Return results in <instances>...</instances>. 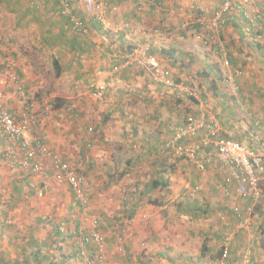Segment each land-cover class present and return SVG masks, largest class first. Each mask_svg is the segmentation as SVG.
<instances>
[{"label":"crops","instance_id":"crops-1","mask_svg":"<svg viewBox=\"0 0 264 264\" xmlns=\"http://www.w3.org/2000/svg\"><path fill=\"white\" fill-rule=\"evenodd\" d=\"M185 1L148 0L152 6L140 13L132 0H105L114 20L129 22L135 35H139L134 42L126 40V31L120 35L112 33L109 38L98 34L96 27L101 25L80 7L76 8L75 15L90 29L88 38L72 31L68 17L61 14L57 4H43V0L21 1L22 7L15 11L19 16L13 14L16 20L14 28L35 30L26 39L27 48L37 53L36 47H39L41 52L50 55L51 66L59 64L61 72L56 76V69H48L50 80L55 82V89L50 90L46 79L36 72L33 64L35 55L29 57L21 47L17 56H0V91L4 95V105L16 118L25 115L36 118L28 137L47 139L51 151L72 167H83L87 163L86 167L91 166L98 179L103 175L105 160L112 157L111 147L106 145L107 141L113 140L109 124L121 120L119 116L123 115H130L132 123L133 116L139 118L138 109L143 112L139 114L141 123L134 126V131L142 150L136 151L135 158L144 159L150 155L154 159H172L174 156L165 146L175 129L189 118L203 115L219 121L223 136L259 149L264 155V148L258 147L252 138V135L264 134V22L258 19L256 26L250 27V19L255 18L258 11L264 16L263 0H249L242 12L232 13L220 36H214L208 44L195 41L189 34L177 33L178 21L173 15L192 12L189 8L191 0ZM223 1L202 2L206 8L203 11L210 16ZM155 6L160 10H155ZM255 9L258 10L256 13ZM35 20L39 22L33 23ZM156 28L166 35L151 44L150 53L156 55L170 71L174 81L171 87L155 81L150 72L137 62L128 63L126 56L138 45L146 44L142 35ZM249 28L251 32L246 33ZM218 42L226 46L230 70L241 73L238 77L241 87L238 99L223 82L219 65L221 57H224L216 51ZM103 81H107L110 87L104 97L94 99L91 87ZM70 97L77 100L76 115L67 110ZM257 122L262 129L257 128ZM95 133L99 135L92 137ZM7 148L0 130V264H83L76 247L79 235L88 234L101 219V215L93 213L95 204L91 211L90 208L85 210L72 189L59 184L50 169L46 176L11 169L5 158ZM212 170L215 171L214 168ZM179 171L185 172V164L179 167ZM191 171L196 172L194 182H198L200 172ZM215 176L214 172L210 174L212 184H208L203 193L212 207V214L206 205L195 201L191 209L188 204L177 207L174 212L169 209L170 214L165 212L163 219L166 223L154 219L150 223L152 216L149 211L139 215L137 207H131L132 212L128 215L131 219L126 217L125 220L130 224L128 238L134 248L138 243H144L141 248L146 249L148 256L143 264L150 263V260L156 264H210L204 260L207 256L217 257L216 260L221 256L222 238L227 229L225 215H233L234 203L229 197L231 209L227 210L224 201L215 199L213 195H217L219 182H224L226 196L235 193V186L227 175L220 174L217 179ZM262 188L264 192V178ZM199 191L200 186L196 185L187 191L186 196L197 198ZM106 200L104 205L109 206ZM99 201L98 206L104 200L99 198ZM213 202L219 211H226V214L222 213V222L220 220L221 235L213 224L218 216ZM238 203L243 209L251 204L244 200ZM104 205L102 203L100 207ZM167 206L164 202L161 207L166 209ZM201 213L205 217L211 215L206 219L211 230L197 232L191 246L186 240L189 236L182 237L177 222L182 218L193 221ZM142 216L146 217L144 225ZM155 216L161 218L158 213ZM232 221L236 235L224 264H242V256L247 250L251 251L254 264H264V196L255 206L249 228L239 229V221ZM101 234L104 249L111 250L112 240H115L107 239L109 234L106 232ZM5 254L9 255L7 259ZM195 254L197 260L192 261L191 256ZM169 255L175 259L171 260ZM121 262L128 264L129 261L122 259Z\"/></svg>","mask_w":264,"mask_h":264},{"label":"built area","instance_id":"built-area-1","mask_svg":"<svg viewBox=\"0 0 264 264\" xmlns=\"http://www.w3.org/2000/svg\"><path fill=\"white\" fill-rule=\"evenodd\" d=\"M136 3L137 11L143 12L152 6L148 0H132ZM201 0H192V10L203 9L199 6ZM55 2L59 5L61 14L68 17L72 31L83 38L91 36L90 29L85 22L75 15L77 7L103 27L104 31L114 34L127 32V41L134 42L135 35L132 25L126 21H116L105 0H43V4ZM249 0H224L213 13L208 16L204 11L201 15L183 14L184 19L181 29L195 41L208 44L214 36H220L227 18L234 12H242ZM193 4V6H192ZM197 5V6H196ZM157 8L155 6V10ZM250 17H248L249 19ZM264 22V16L258 11L255 18L250 19V27L256 26L257 20ZM251 32V28L245 30ZM160 29H153L142 36L146 44L138 45L131 54L126 55L128 63L137 62L140 67L147 69L157 82L174 86L170 71L165 68L158 57L150 53L151 44L159 37H165ZM218 54L223 55L220 60V69L223 82L230 93L238 99L241 87L238 83L239 71L230 70V61L226 54L227 49L223 42L216 45ZM107 82L92 86V95L95 99H101L109 88ZM179 87L184 88L183 84ZM190 92V91H188ZM192 93V92H190ZM3 93L0 91V130L2 138L7 142L6 162L11 169L30 171L36 176H46L49 169L59 184L69 186L77 201L86 210L89 208V198L85 189V177L82 167H72L60 155L52 152L42 138H30L28 135L36 122L35 117L25 115L16 118L4 105ZM235 99V100H236ZM76 107L75 105L72 108ZM66 112V111H64ZM65 115V114H64ZM258 129H262L260 122L256 123ZM203 132V133H202ZM221 124L215 118L191 117L187 122L179 125L171 138L166 142V149L176 158H181L192 163L199 171H204L208 165H216L226 172L228 180L235 186V193L228 196L233 201V212L239 218V229H247L252 225V217L255 206L264 196L262 181L264 178V155L261 150L245 146L242 142L222 135ZM252 138L264 148V134L252 135ZM244 200L251 204L243 211L238 201ZM226 233L222 238L221 256L215 264H224L230 254L231 243L236 232L229 231L228 222ZM144 245V244H143ZM78 255L84 264H105L104 241L98 227L88 234L81 233L77 242ZM242 264H254L252 253L247 250L242 256Z\"/></svg>","mask_w":264,"mask_h":264},{"label":"rangeland","instance_id":"rangeland-1","mask_svg":"<svg viewBox=\"0 0 264 264\" xmlns=\"http://www.w3.org/2000/svg\"><path fill=\"white\" fill-rule=\"evenodd\" d=\"M187 1L188 0H186V2ZM206 1L207 0L202 2L205 3ZM202 2L201 1L199 2L200 6L202 7V9L206 11V8L203 7ZM262 2L264 3V0ZM250 5H252V3ZM11 9L12 8L10 9L6 8V6L0 1V48H1L0 56L3 55H5L6 57L7 56L12 57L13 55L17 56L19 49L22 47V49H24V51L28 54L29 57L32 58V56L35 55L34 56L35 62L33 64L36 67V72L41 74L42 77L46 79V83L49 85L50 90L55 89V85H54L55 82H52L50 80V75L48 74V69L52 68V70H55V68L51 66L50 55H48L46 52H41L39 50V47H36L37 53L31 52V50L27 48L26 44L28 40L26 39L30 36V33L34 32L35 30L27 29L25 31H20V29L14 28L13 23L14 21H16L14 15H16L17 17L19 15L12 13ZM257 11L258 10L255 9L254 13H256ZM204 13L205 15H207V12ZM183 14L187 16V14L189 13L185 14L183 12H180L178 13V15L175 13L173 16L176 17L177 20H179L180 18L182 19ZM38 22L39 21L35 20L33 23L36 24ZM22 36H23V40H20ZM98 84L100 83H95L93 85H98ZM58 88L59 87L57 86V90ZM105 93L103 97L106 95ZM68 100L70 104L67 110L73 115H76V113L78 112V106L76 104L77 100L72 97L68 98ZM73 105H75L76 107L72 108ZM142 112L143 111H141L140 109L136 111V113H138L139 118L135 119V117L133 116L132 123H131L132 117H130V115L128 116L123 115V116H119L121 120L113 121L111 124H109V128L112 129L111 134L113 136V140L112 142L107 141L106 145L111 147L110 151H112V157L105 160L103 167L104 172L103 175L99 177V179L95 176L96 173L93 171V168L91 166L86 167L87 163L82 167L83 175L85 177V189L86 188L89 189V193H90L89 194L87 192V189L85 190L88 198L90 199L89 210L91 211L93 204H95L94 205L95 212L93 213H95L96 215H101L100 216L101 219H99L98 223H96L97 227L100 229V232H104V233L106 232L109 234V238L107 239L112 240L113 238L115 240V241L112 240L113 245H111L112 247H110L111 250L105 249L104 251L105 264H121L122 259L129 261L128 264H131V262H133L132 264H143L146 262V258L148 256L145 253L146 249L143 250L141 248L144 243L140 242L137 244V247L134 248V246L130 244L131 242L130 239L128 238L129 229L127 230V228L128 226H130V224H126L125 220L126 217L131 219L130 216H128L132 212L131 207H137V214L139 215L143 213H147V211H149L148 213L152 216V220L150 221V223L153 221V219L162 224L164 222L166 223L165 219H163L165 212H168V214H170V210L174 212L177 207L179 206L182 207L183 205L184 207H186L188 206V204L191 209L195 201L199 202L202 205H206L208 210L212 214L214 213L212 207L210 206L208 199L205 197V195H203V193L206 191L205 187H207L208 184H212L210 181L211 173L214 172L217 177H220V174L224 176L226 175V172L223 169H221V167L219 166L208 165L204 171H199L189 161L176 157H173L172 159H168V158L154 159L152 158V156L149 155V158H144V159H140L139 157L135 158L134 154H136V151H141L142 147L139 144L140 142L136 140L138 136H136V132L134 131L135 130L134 126L140 125L141 121L139 114H142ZM80 114L82 113L80 112ZM101 114H103V112H101ZM96 135L99 134L95 133L92 135V137H96ZM47 142L49 141L45 139L46 145L48 144ZM92 149L93 148H90L89 151H92ZM157 161L158 163H156ZM160 163H162L164 165V168L167 169L166 171L168 172L167 177L169 179V188L161 191H156L152 193L150 196L144 195L146 191L145 186L151 183L153 179L156 178V176L158 175L156 166L157 164L160 165ZM182 164H185V172L179 171V167L182 166ZM125 168H128V170L125 171ZM212 168H214L216 172L213 171ZM190 170H195L200 172V176L197 179L198 182H194V175L196 172L194 171L189 172ZM103 182L104 184H102ZM223 184L224 182H219L216 185L218 191H217V195H213V197L215 199L220 198L222 201H224V205H225L224 207L225 209L228 210L231 209V203L229 200V196L228 195L226 196V194L223 191V187H224ZM196 185L200 186V191L196 195L197 198H193L191 196L187 197L186 196L187 191L189 189L196 187ZM230 188L231 186L229 187V189ZM91 192H94V194L92 195ZM109 197L111 198L109 199ZM94 198H96V200H94ZM99 198L104 200L102 202L103 205L105 204V200L108 199L106 201L109 202L108 203L109 206L104 205L105 207L101 208L100 205H102V203H99L98 206L97 202H100ZM136 199H138L137 202H135ZM150 199L151 200L157 199L158 201H160L161 206H164V202H166V206L167 205L168 206L166 209H164L161 206L151 204ZM110 200H112V202ZM213 204L212 205L216 210L215 213H218V216L216 220L213 221V224L217 229L220 230L219 235H221L222 223L220 224V220L222 213L226 214V211L224 212L219 211L216 207L215 202H213ZM246 208L244 209L242 208V210L244 211ZM155 213L161 215V218L159 219L155 218L156 217ZM203 215L204 214L201 213L200 215L194 217L193 221L189 220L188 218H182L179 219L177 222V226L179 225V229H181L180 232L183 235L182 237L189 236L186 240L191 243V246H193L194 241L192 240L195 239L194 235L197 232L203 233V230H209L208 228H210L208 226L209 222L206 219L211 217V215L209 217H205ZM225 216H226L225 223L228 222L231 226V229L229 231H233L231 224L234 220L232 221V219H235L237 222L239 221V218L234 213L231 217L228 214L230 219L227 215ZM141 219H144L143 220L144 222H142V225H144L146 223L145 220L146 217L142 216ZM152 227L157 228L156 225H153ZM113 253L114 255L112 256ZM4 256L6 259L9 257V255L7 254H5ZM169 256L171 260L173 258L175 259V256L173 255H169ZM191 257H192V261L194 259L197 260L195 258L196 254L192 255ZM216 258H209V256H207V258H205L204 260L207 259V261H209L210 264H215ZM150 261L151 262L147 264H156V261L155 262L154 260H150ZM82 263L84 264L83 261ZM8 264H10V262H8Z\"/></svg>","mask_w":264,"mask_h":264},{"label":"trees","instance_id":"trees-1","mask_svg":"<svg viewBox=\"0 0 264 264\" xmlns=\"http://www.w3.org/2000/svg\"><path fill=\"white\" fill-rule=\"evenodd\" d=\"M5 6H6V8H8V9H10V8H12L11 9V12L12 13H15V11H17V10H19V8H21L22 6H20V4H22V2L21 1H25V0H0ZM189 1V0H188ZM186 2V1H185ZM190 2H192V0L190 1ZM50 3H52V4H56L55 2H50ZM50 3H48L47 5H49ZM51 5V4H50ZM58 5V4H57ZM59 6V5H58ZM192 6H193V4H192ZM197 6V5H196ZM60 8V7H59ZM189 8H191V10H192V7L191 6H189ZM15 14H18V13H15ZM201 15V10L200 9H197L196 7L194 8V10H192V12L191 13H189V14H187V16L188 15ZM24 16H27V14H25ZM38 21V20H37ZM178 21V26L176 27L178 30H177V33L178 34H186V35H188V33H187V30H184V29H181V25L183 24V22H184V19H179V20H177ZM100 25V24H99ZM170 28V27H169ZM96 30H97V32H98V34H100V35H102V36H106L107 38H109L110 36H113V34H112V32L110 33V32H108L107 33V31H104V29H103V27L102 26H100V27H96ZM162 30H164L163 28H162ZM164 31H166V30H164ZM120 34H122V33H119V34H116V35H120ZM111 39V38H110ZM113 40V39H112ZM115 42H113L112 44H114ZM54 68L56 69V72H57V74H56V76L58 75V74H60V68H59V64L57 63V64H55L54 65ZM193 99V98H192ZM193 100H195V99H193ZM159 165V164H158ZM159 168V169H158ZM157 168V176H156V178H154L153 179V181L150 183V184H148V185H146L145 186V188H146V191H145V193H144V195H148V196H150L152 193H154V192H156V191H161V190H164V189H168L169 188V179H168V177H167V169L166 168H164V165L161 163L160 165H159V167ZM144 195H142V196H144ZM151 200V199H150ZM152 204H155V205H157V206H159V205H161L160 204V201H158L157 199L156 200H151L150 201ZM131 217V216H130ZM263 232H264V228H263Z\"/></svg>","mask_w":264,"mask_h":264}]
</instances>
